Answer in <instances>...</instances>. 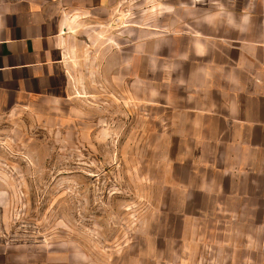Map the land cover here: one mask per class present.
I'll return each mask as SVG.
<instances>
[{
	"label": "crops",
	"instance_id": "obj_1",
	"mask_svg": "<svg viewBox=\"0 0 264 264\" xmlns=\"http://www.w3.org/2000/svg\"><path fill=\"white\" fill-rule=\"evenodd\" d=\"M131 1L0 0V104L60 100L71 28ZM160 10L133 30L132 96L164 142L166 202L197 221L198 244L220 253L211 264H264V0Z\"/></svg>",
	"mask_w": 264,
	"mask_h": 264
},
{
	"label": "rangeland",
	"instance_id": "obj_2",
	"mask_svg": "<svg viewBox=\"0 0 264 264\" xmlns=\"http://www.w3.org/2000/svg\"><path fill=\"white\" fill-rule=\"evenodd\" d=\"M163 4L132 0L71 28L60 100L0 104V264L220 258L198 244L197 221L182 219L174 196L166 202L164 142L150 103H133V30L164 19Z\"/></svg>",
	"mask_w": 264,
	"mask_h": 264
}]
</instances>
